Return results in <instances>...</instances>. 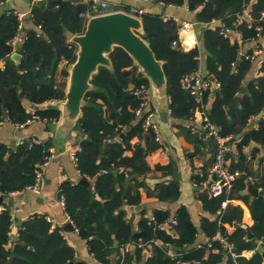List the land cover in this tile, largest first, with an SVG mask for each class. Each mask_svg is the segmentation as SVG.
<instances>
[{
    "label": "trees",
    "instance_id": "16d2710c",
    "mask_svg": "<svg viewBox=\"0 0 264 264\" xmlns=\"http://www.w3.org/2000/svg\"><path fill=\"white\" fill-rule=\"evenodd\" d=\"M4 1L0 0V4ZM157 1L163 4L187 2L190 10L198 11L200 22L209 23L202 32L208 54L206 71L215 76L220 91L213 96L208 116L220 127L222 135L235 137L251 117L263 112L264 61L260 66L262 75L249 81L247 94L242 96L240 104L228 109L227 105L242 86L251 63L247 55L252 52L250 50L240 57V45L237 41H231L229 33L223 34V26L236 28L243 40H257V26L261 27L260 33L264 35V16L261 14L264 0H255L250 8V17L240 24L237 23L236 14L242 13L251 0ZM86 7L87 2L76 0H46L32 6L33 24L40 26V33L37 34L36 29L26 32L21 43V57L17 62L10 58L14 50L10 39L19 32L18 18L5 11L0 15V61H3V66H0V122L5 120L2 107L6 109L9 122L24 124L32 118L26 101L30 106H38L50 98H64L65 90L56 81V68L60 61L69 63L75 58V45L68 41L66 32L78 34L84 30L80 13ZM141 19L145 39L156 58L164 61L170 114L179 120L192 118L198 101L190 95L188 86L190 76L198 68V49L184 50L178 46L179 31L175 21L163 20L160 15L149 13H143ZM213 20H220L222 24L213 26ZM174 40L177 45L172 44ZM111 60L112 71L100 66L93 76L95 89L87 92L83 116L77 123L83 135L76 151L77 166L82 174L95 179V192L100 187L99 199H93L83 186L61 185L65 213L72 220L77 233L86 240L94 258L109 264L111 256L116 254L115 264H134L131 259L138 261L141 249L136 248L133 254L128 251L122 260L119 249L128 241H140L151 248L147 264H264L258 252L249 258L243 256L244 250L256 251L258 243L264 245V195L258 196L249 205L254 221L251 226L253 239L244 237L241 209L230 204L225 209L221 206L223 200L231 198L235 190L243 186L241 178H235L231 189H224L218 195L208 197L205 191L200 192L204 209L219 217V222L202 217L201 229L208 238L204 244L195 245L196 227L184 206L176 209L173 216L176 223L171 224L170 230L157 226L171 219L166 208L155 209L151 219L142 217L138 230L126 222L125 212L119 207L123 200H136L138 194L130 192L131 186L123 194L116 189L114 170H118L121 177L126 167L135 171L144 163V150L158 148L160 142L155 139L153 130L144 129L146 114H135L141 100L134 91L142 86L148 87L147 78L138 76L137 68L123 49L116 47L111 53ZM62 75L66 76L67 72H62ZM19 91L22 92L21 98ZM210 95L211 91L205 90L203 101L210 99ZM35 113L41 120H56L59 116L54 107L38 108ZM134 136L143 139L145 145L139 146L134 156L127 157L125 152L131 148L129 141ZM251 142L264 143V117L257 128L243 134L237 141V148L241 149ZM50 144L48 140L23 141L6 156L8 147L0 143V192L21 190L31 184L34 165L49 155ZM194 174V180L200 184L204 175L199 172ZM262 185L264 181L258 183V186ZM156 194L160 201L172 202L178 195V186L172 182L158 185ZM9 224V214L4 209L0 212V264H68L73 260V253L66 248L60 228H51V223L42 215L35 214L26 221L24 227L18 229V236L13 242L8 236ZM225 224L233 226V230L228 231ZM50 228L52 231L48 232ZM220 237L232 245L231 251L235 257L227 251ZM115 240L117 245L114 244ZM160 243L172 245L179 251L178 256H166Z\"/></svg>",
    "mask_w": 264,
    "mask_h": 264
},
{
    "label": "crops",
    "instance_id": "0c3cea01",
    "mask_svg": "<svg viewBox=\"0 0 264 264\" xmlns=\"http://www.w3.org/2000/svg\"><path fill=\"white\" fill-rule=\"evenodd\" d=\"M40 1L46 0H6L0 4V15L4 11L8 12L11 10H16L17 12L23 14L22 27L19 31L20 34L26 36V32L30 29H36L38 32L37 34H39L40 28H38V26H34L31 10L32 6ZM76 1L81 3H89V0ZM106 1L124 5L126 8L137 7L144 13L158 14L161 18L165 15L174 17L179 21L186 20L191 22L194 25L195 31L193 33H179L178 46L184 50H189L194 47L197 48L198 68L194 74L206 79L208 75H210L207 74L206 71V60L208 54L202 38V32L209 25V23L207 24L205 22H200L197 17L198 11L190 10L187 2L182 4H163L157 0ZM254 2L255 0H251L249 4L244 6V13L251 14L250 8ZM199 8L200 7H198V9ZM238 15L239 13L236 14L237 23L240 24L243 20L240 21ZM245 18L248 19L249 17ZM82 19L85 25V20L83 17ZM175 22L179 28V22ZM221 24L222 23L220 20H213L211 25L220 26ZM223 28V34L225 35L226 32L229 33L228 36L231 38V41H237L240 45V57L248 54L250 50L252 54H255L254 58L251 59L249 69L244 75L243 82L246 81L248 84L249 81L254 80L262 75V72H260V66L264 61V35L257 40H243L241 33L236 28H228L226 26H223ZM14 51H16V49ZM67 65V61H60L55 73L56 81L59 82L58 84L62 85L61 87H63L64 90L66 88V80L68 76ZM0 66H3V61H0ZM64 71L67 72L66 76L62 75V72ZM247 84L245 92L246 94ZM217 85L219 86L218 81ZM212 90L213 86L212 89L209 90L211 91L210 99H207L206 102L203 101V104L207 110L213 99V96L217 94H213ZM167 101L169 103V95ZM26 105L28 110L35 109V106H30L27 101ZM144 109L146 111L151 110L154 112L153 119L157 124L159 135V139L157 141L160 142V146L155 149H151L149 147V150H144V163L139 165L135 171L132 172L131 167H126V170L123 171L124 174L121 177L119 176V171L114 170V173H116L117 177V179L114 181L115 188L120 190L123 194L128 191L129 187L131 186L130 192L132 194L137 192L138 194L136 200H123L124 202L119 208L125 212L126 222L130 223L134 230H138L140 219L142 217L151 219L155 209H168L170 218L174 219L173 216L176 214V209L180 206H184L196 227L197 237L195 240V245L204 244L205 241L207 242L208 238L201 229L202 217H208L218 222L219 217L216 215V213H209L206 211L203 207L202 201L199 198L200 192L202 191H205L208 197L213 196L211 193L212 184L210 187L208 186L209 182L201 185V182L206 178L205 175L203 176V180L200 182V184L197 183L194 180V173L198 172L199 170L205 171L209 169L214 158L215 142L213 139L207 137L205 133L204 136L201 135L203 131L199 129L197 124H194V122L191 120V117L190 119L185 120L173 118V116L170 114L169 107L166 110L165 118L161 119L159 113L163 110L156 106L154 99H152L151 92L149 91V87L147 89V104ZM263 117L264 109L259 115L251 117L249 121H254L255 123L251 129L257 128L258 122ZM54 121L55 119L34 120L23 127H17L8 120L0 122V143L5 144L7 147L11 146L15 148L16 145L21 141L27 140L38 142H44L48 140L51 143L49 147L50 156L48 163L43 168V178L40 186V193H34L28 189H21L17 191H10L9 193L4 194L2 205L4 209L8 211L10 220L8 236L12 242L15 241V234L18 233V229L24 227L26 221H28L35 214L42 215L47 222L50 220L49 222L53 223L56 228L61 229L62 238L67 244L66 248H69V252L72 251L73 253V260L70 262H73L74 264H107L99 262L96 258H94V254L89 250L86 240L82 238L74 229L70 230L65 225V210L61 203V200L64 196L62 194L61 185L67 184L69 186H83L90 192V196L93 199H99L98 197L100 195V187L99 190L95 192V179L82 174L78 169L77 162H75L70 155L71 151H77L79 149V143L83 138V135L80 129H78L77 124L76 127L69 131L68 136L65 138L63 137L62 139L64 140H62L54 130ZM196 129L199 130L196 131ZM195 136L198 138L195 139ZM239 139L234 140L230 150L226 153V157L228 159V171L236 175L235 178H241L239 176L241 173L245 174V178H241L244 181L243 186L239 189H236L234 195H232L231 198H226L223 200L221 206L225 209L228 204H230L241 209V222L245 231L244 237L247 238V229H249L253 234L251 226L254 222L249 205L255 198L264 195V186H258V183L264 181V163H261V160H264V148H261L263 143L256 144L251 142L249 145L243 146L241 149H239L237 148V141ZM129 142L131 148L125 152L127 157L134 156L138 150L137 148L141 145H145L143 139L137 136L132 137ZM140 169L143 171L139 172ZM82 176H86L88 178V186L79 183V180ZM168 182H172L178 186V195L172 202L160 201L156 194L157 187L158 185L159 187L163 186V184H167ZM248 183H251L252 186L258 190L256 195L252 196L249 193L247 190ZM110 192L112 194V191ZM58 193H60V197L57 196ZM138 205H140V208L135 209V207ZM226 226L228 231L233 230V226L229 224ZM51 231L52 229L50 228L48 232ZM115 241L114 244L117 245V241L116 243ZM137 244L138 241L134 242L129 251L133 254L135 253L136 248L141 249L140 259L138 261L131 259V262L134 264H147V259L151 255V248L146 244H143L142 246H137ZM164 244L171 248L165 250ZM159 246L163 248L166 256H172V258H175L179 254V251H177V249L172 245L160 243ZM31 248L32 247H30V249ZM181 248L180 251H182ZM227 251L230 252L233 257H235L233 251ZM255 252L256 251L254 249L244 250L243 256L249 258ZM113 256H116V254L111 256V261L109 264H112ZM119 257L121 258L120 249Z\"/></svg>",
    "mask_w": 264,
    "mask_h": 264
},
{
    "label": "water",
    "instance_id": "95a60500",
    "mask_svg": "<svg viewBox=\"0 0 264 264\" xmlns=\"http://www.w3.org/2000/svg\"><path fill=\"white\" fill-rule=\"evenodd\" d=\"M66 36L68 41L75 45V58L67 65L68 76L64 98L53 106L59 112L53 126L61 139L68 136L69 131L76 127L77 122L83 116L82 109L86 104L85 96L88 91L95 89L92 78L98 73L99 67L103 66L111 71L113 70L111 53L116 47L123 49L129 55L133 66L137 68L138 76L147 78L152 99H154L156 106L163 110L159 115L161 119L165 118L169 103L167 101V78L163 69L164 61L156 58L150 43L145 39L143 22L140 17L122 10L92 15L85 21L84 30L81 33L66 32ZM21 48V45H19L16 51L10 55V58L15 62L21 57ZM232 70H234V67ZM207 79L213 86L212 93H218L220 88L217 85L215 76L210 74ZM246 84L247 82L244 81L239 92L227 108L239 105L243 94L246 92ZM21 97L22 92L19 91V98ZM35 109H38V106H35ZM2 113L5 120H7V112L4 107H2ZM254 124V121H249L235 137L230 139L229 143L241 138ZM201 135L204 136V133ZM261 148H264V143ZM13 150V147L8 146L6 156ZM239 176L245 178L244 173ZM79 183L88 186V178L82 176ZM212 183L213 180L209 181L208 186L210 187ZM247 190L252 196L258 193V190L251 183L247 184ZM57 196L60 197V193ZM3 197L4 193L2 192L0 204L3 202ZM137 208H140V205L135 207V209ZM65 225L70 230L74 229L70 222L65 223ZM247 238H253V234L249 229H247ZM164 248L167 250L171 247L164 244ZM181 250H183V247ZM256 252L261 255L264 263V245L262 243L257 244ZM115 262L116 256H113L112 264H115ZM69 264L74 263L70 262Z\"/></svg>",
    "mask_w": 264,
    "mask_h": 264
},
{
    "label": "built area",
    "instance_id": "2783aa9c",
    "mask_svg": "<svg viewBox=\"0 0 264 264\" xmlns=\"http://www.w3.org/2000/svg\"><path fill=\"white\" fill-rule=\"evenodd\" d=\"M117 10L125 11L129 14H132V15L140 17V18L144 13L141 9H139L137 7L126 8V7H124V5H121V4H118L115 2L111 3V2H108L106 0H89V3H87L86 9L82 13H80V16L83 17L84 20L86 21L92 15L103 14V13H108V12L117 11ZM7 13H13L17 16L18 21H19L18 29L20 31V29L22 27L23 14L17 12L16 10H11V11H8ZM261 14H262V16H264V9L262 10ZM245 17H250V14H246L243 11L242 13H240L238 15V18L240 21H242ZM162 19L163 20L173 19L175 21H178L179 22V28H178L179 33H189V32L193 33L195 31L194 25L189 21H186V20H180L179 21L174 17H169V16H165V15L162 16ZM38 28H40V26H38ZM257 30H258L257 36L259 38L263 37V34L260 33V31H261L260 26H257ZM25 37H26L25 35H21L20 32H18L17 34H15L10 39V43L12 44L14 50L16 49L17 46L21 45V43L24 41ZM172 44L175 45L176 41L174 40L172 42ZM254 55L255 54H250L247 56L251 60L254 58ZM189 81H190L189 86H188L189 92L194 97V99L196 101H198V105L195 108V111L193 113L191 120L194 122V124L198 125L199 129L202 130L203 133H205V135L207 137L213 139V141L215 142L214 158H213V162H212L211 166L209 167V169H207L205 171H203V170L198 171L200 175H205V177H206L205 180L201 182V185L208 183L209 181L213 180L211 193L213 195H218L224 189H226V190L230 189L232 182L236 177V175H234L228 171V165H227L228 159L226 157V153L230 150V147H231L232 143H234V142L229 143V141L232 137L224 136L220 133V128L217 125H215L209 119L208 110L206 109L205 105L203 104V96H204L205 90L212 89L211 82L208 79L202 78L196 74L191 75L189 78ZM147 89H148V87L142 86L141 88H138L134 91V93L137 95V97L140 98V100H141L139 106L135 109V114L137 116H140L143 113L146 114L145 119H144V123H143V127L145 130H147V129L153 130V132L155 133V139L158 140L159 135H158V130H157V124L154 122V119H153L154 112L151 110L146 111L144 109L146 104H147ZM61 100L62 99H60V98L47 99L42 104L38 105V108L45 109V108L53 107L55 104H57ZM30 112L32 113L31 119L27 120L24 124H15V125L17 127H23L24 125H26V124L34 121V120H40L39 116L35 113V109H31ZM22 142L23 141H21L20 143H22ZM70 155H71L72 159L75 162H77L76 151H71ZM49 156H50V153L47 157H45L44 161L36 163L34 165L33 182L31 184L25 186L24 189H28L34 193H40V188H41L40 186H41L42 178H43V168L48 163ZM1 194H2V192H0V195ZM61 203L64 206L63 199L61 200ZM3 210H4V207L2 204H0V212ZM64 222H66V223L70 222L73 225L72 220L69 218V216L66 213H65ZM175 223H176L175 219H170L168 221H164V222L158 224L157 226L166 227V229L167 228L169 229L171 227V224H175ZM50 226H51V228H55V225L53 223H51ZM10 228H11V226H10ZM74 230L76 232H78L75 227H74ZM60 233L62 234L61 229H60ZM17 236H18V233L15 234V238H17ZM219 240L222 243H224V245L226 246V248L229 251H231V249H232L231 244H229L227 241H225V239L223 237H220ZM133 243L134 242L128 241V242L122 244V246L120 247L121 259H123L125 257L126 253L130 250ZM143 244L144 243L138 241L137 246H142Z\"/></svg>",
    "mask_w": 264,
    "mask_h": 264
}]
</instances>
